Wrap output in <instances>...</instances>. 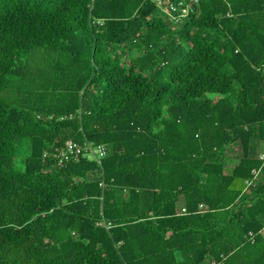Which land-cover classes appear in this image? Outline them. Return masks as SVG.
<instances>
[{"label": "trees", "instance_id": "obj_1", "mask_svg": "<svg viewBox=\"0 0 264 264\" xmlns=\"http://www.w3.org/2000/svg\"><path fill=\"white\" fill-rule=\"evenodd\" d=\"M169 1L0 0V264H264V0Z\"/></svg>", "mask_w": 264, "mask_h": 264}, {"label": "built area", "instance_id": "obj_2", "mask_svg": "<svg viewBox=\"0 0 264 264\" xmlns=\"http://www.w3.org/2000/svg\"><path fill=\"white\" fill-rule=\"evenodd\" d=\"M158 2H162L164 0H155ZM191 3L185 2L184 0L177 1H169L167 5L164 6L166 12L170 16V18L176 22L181 21L191 10ZM262 71L264 73V63L262 65ZM64 116H62L63 118ZM58 161L60 164H63L72 159L78 160L81 156H87L89 158H96L100 160L104 157L108 152V147L104 143L96 144L92 141H86L83 144L69 139L67 140L63 146L56 148ZM254 178L247 179V185H250L254 182L255 178H257L258 170L254 169ZM215 262L213 261V264Z\"/></svg>", "mask_w": 264, "mask_h": 264}, {"label": "rangeland", "instance_id": "obj_3", "mask_svg": "<svg viewBox=\"0 0 264 264\" xmlns=\"http://www.w3.org/2000/svg\"><path fill=\"white\" fill-rule=\"evenodd\" d=\"M18 144H19V142H18ZM27 152H28L27 146L26 145H22V148H21V158L20 159L24 158L25 155H27Z\"/></svg>", "mask_w": 264, "mask_h": 264}]
</instances>
